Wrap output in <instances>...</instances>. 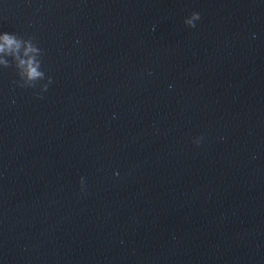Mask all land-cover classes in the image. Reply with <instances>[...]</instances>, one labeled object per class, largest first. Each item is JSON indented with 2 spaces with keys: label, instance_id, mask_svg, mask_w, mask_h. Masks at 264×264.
<instances>
[{
  "label": "water",
  "instance_id": "95a60500",
  "mask_svg": "<svg viewBox=\"0 0 264 264\" xmlns=\"http://www.w3.org/2000/svg\"><path fill=\"white\" fill-rule=\"evenodd\" d=\"M0 31L44 73L0 65V264H264V0H0Z\"/></svg>",
  "mask_w": 264,
  "mask_h": 264
},
{
  "label": "clouds",
  "instance_id": "9594fccd",
  "mask_svg": "<svg viewBox=\"0 0 264 264\" xmlns=\"http://www.w3.org/2000/svg\"><path fill=\"white\" fill-rule=\"evenodd\" d=\"M200 19V13L193 11L189 16L185 17L184 23L189 27H195L196 22ZM40 48H38L31 40H22L14 33L9 31H0V65L8 66L9 60L6 57H11L17 69L19 80L15 83L18 87L31 88L33 82L43 81L44 73L40 71ZM52 82V77H48L46 83H42L39 91L34 92V95L39 97L48 89ZM204 137L202 135L196 136L193 143L199 145L202 143ZM80 186L83 190L85 187V178L80 177Z\"/></svg>",
  "mask_w": 264,
  "mask_h": 264
}]
</instances>
